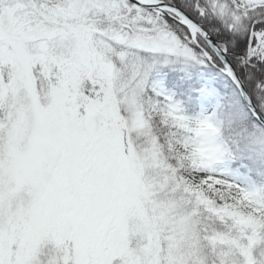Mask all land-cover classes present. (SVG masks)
I'll return each mask as SVG.
<instances>
[{"label":"snow or ice","instance_id":"1","mask_svg":"<svg viewBox=\"0 0 264 264\" xmlns=\"http://www.w3.org/2000/svg\"><path fill=\"white\" fill-rule=\"evenodd\" d=\"M161 54L264 120V0H0V264H264V186L217 170L229 115L186 116Z\"/></svg>","mask_w":264,"mask_h":264},{"label":"trees","instance_id":"2","mask_svg":"<svg viewBox=\"0 0 264 264\" xmlns=\"http://www.w3.org/2000/svg\"><path fill=\"white\" fill-rule=\"evenodd\" d=\"M209 21H214V17H210ZM219 33L213 31L212 36L216 37ZM221 44H224V40H216ZM238 43V40L233 38V44ZM159 60V57H157ZM155 62V59H154ZM189 67V66H188ZM188 67H184L180 63H175L171 68H164V72L167 74L166 85L169 88H173L178 91L184 98H190L195 96L196 90L200 88L201 82L197 80V73L200 69L192 70ZM207 70H212L219 75V90L224 94L225 99L217 113L223 115L227 113L229 119L226 121L224 130V136H226L233 147L232 157L235 164L245 163L246 167H249L253 172L264 170V129L254 120L245 108L238 92L231 85L229 80L218 74L217 70L211 66H203ZM260 75L259 71L255 74L248 72L249 79L246 80L245 87L248 92L253 89V81ZM226 86V88H224ZM191 99V98H190ZM261 100L264 97H254V103L258 108L264 111V107L261 106ZM256 174V173H255ZM260 184H264L263 178L257 177Z\"/></svg>","mask_w":264,"mask_h":264},{"label":"rangeland","instance_id":"3","mask_svg":"<svg viewBox=\"0 0 264 264\" xmlns=\"http://www.w3.org/2000/svg\"><path fill=\"white\" fill-rule=\"evenodd\" d=\"M157 57H159V60ZM157 57H155L150 79L155 86L161 89L166 95L173 98L186 116L198 117L218 112L223 100L225 99L224 94L218 87L220 84L219 75L217 76L214 72L206 69L199 71L197 73V79L202 81L200 89L196 91L194 97H190L191 99L184 98L183 94L180 95L178 91L165 86L167 74L164 72V68H171L175 63H180L184 67L189 66L188 68L192 70H198L205 65L174 55L161 54ZM225 138L229 140L226 136ZM247 169H245L243 164L236 165L232 155L219 162L217 166L218 171L223 172L227 178L233 180L234 182L250 187L264 186V184L262 185L258 182L257 178L253 177L251 174L253 170ZM256 174L263 178L264 182V170L262 169V171H257Z\"/></svg>","mask_w":264,"mask_h":264},{"label":"water","instance_id":"4","mask_svg":"<svg viewBox=\"0 0 264 264\" xmlns=\"http://www.w3.org/2000/svg\"><path fill=\"white\" fill-rule=\"evenodd\" d=\"M216 46L219 47L218 43L215 41ZM223 74V73H222ZM224 75V74H223ZM225 76V75H224ZM229 81L232 83V81L229 79ZM233 84V83H232ZM235 87V86H234ZM236 88V87H235ZM237 89V88H236ZM247 90V89H246ZM237 91L239 92L241 99L245 105V107L247 108V110L249 111L250 105L247 103V97L246 94L244 92H241L237 89ZM256 106V105H255ZM250 113V112H249ZM256 121L264 128V120H259L256 119Z\"/></svg>","mask_w":264,"mask_h":264},{"label":"clouds","instance_id":"5","mask_svg":"<svg viewBox=\"0 0 264 264\" xmlns=\"http://www.w3.org/2000/svg\"><path fill=\"white\" fill-rule=\"evenodd\" d=\"M210 131V130H208ZM195 151H208V149H200V148H197V149H194Z\"/></svg>","mask_w":264,"mask_h":264}]
</instances>
